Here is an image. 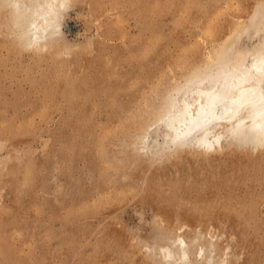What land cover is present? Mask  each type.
Listing matches in <instances>:
<instances>
[{
  "label": "rangeland",
  "instance_id": "rangeland-1",
  "mask_svg": "<svg viewBox=\"0 0 264 264\" xmlns=\"http://www.w3.org/2000/svg\"><path fill=\"white\" fill-rule=\"evenodd\" d=\"M2 2L0 264H159L143 247L166 233L151 200L178 210L182 235L222 233L211 247L264 264V150L175 145L172 113L140 133L264 0H79L31 46L26 11Z\"/></svg>",
  "mask_w": 264,
  "mask_h": 264
},
{
  "label": "bare ground",
  "instance_id": "bare-ground-1",
  "mask_svg": "<svg viewBox=\"0 0 264 264\" xmlns=\"http://www.w3.org/2000/svg\"><path fill=\"white\" fill-rule=\"evenodd\" d=\"M2 1L0 0V9L3 8ZM11 1L26 11L28 42L31 46L46 29H59V16H63L67 8L79 0ZM249 22L245 29L232 34L234 37L224 44L225 47L221 45L222 42L215 41L221 45L217 52L210 54L205 62L192 69L186 90L179 89L178 85L172 88L173 95L169 96L162 110L156 114L152 113L154 115L151 114L152 119L149 122L142 123V135H146L151 128L159 125L172 113L173 116L166 127L169 131L168 138L175 145L191 142L197 150L212 153L218 151L217 149H224L223 143L229 140L240 143L246 141L251 143L255 150H264V17L256 14ZM246 32L250 33L252 39L261 38V42L258 46L236 50L235 39L238 41V35L241 37L242 33ZM232 51L238 52L236 56ZM142 138L144 139L143 136ZM143 142L141 140L140 144ZM151 204H154L157 221L164 224L166 233L154 242L153 246L143 247L158 256L159 264H238L237 259L234 262L226 257L225 253L229 247L210 246L208 238L218 239L223 236L222 233L196 232L195 238L190 239L187 235H182L183 232L179 233L186 223L184 220L179 221L182 218L178 210L162 207L154 200H151ZM199 213L197 209L192 210L187 214V219H198Z\"/></svg>",
  "mask_w": 264,
  "mask_h": 264
}]
</instances>
